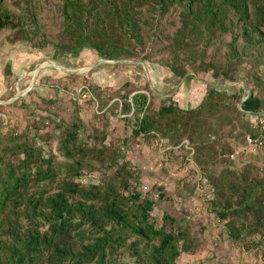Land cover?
<instances>
[{
  "label": "trees",
  "instance_id": "obj_1",
  "mask_svg": "<svg viewBox=\"0 0 264 264\" xmlns=\"http://www.w3.org/2000/svg\"><path fill=\"white\" fill-rule=\"evenodd\" d=\"M13 4L14 13L0 0V33L12 32L14 44L52 48L54 54L76 58L89 51L108 61L142 55L146 62L168 66L171 84L183 79L188 86L189 71L231 84L244 73L252 91L242 105L251 112L249 118L237 107L243 99L240 86L236 92L197 86L198 95L187 90L178 97L196 100L190 111L172 102L149 112L146 94L131 102L125 96L122 112L133 111V137L150 142L160 136L173 148L182 147L184 160L192 155L213 195L206 212L223 224L232 242L264 240V168L249 164L237 171L234 162L245 165L247 159L243 154L230 159L240 143L246 148V136L256 137L252 126L264 117V0ZM237 118L244 130L237 136H242L239 144L231 136ZM79 132L77 125L67 128L56 152L45 153L37 145L45 138H29L0 118V264H128L127 259L133 264H180L183 255L203 251L206 228L201 218L185 223L173 214L154 216L156 203L150 195L132 192L139 174L119 163L121 150L110 149L97 132L92 145L82 144ZM159 192L162 199L164 186Z\"/></svg>",
  "mask_w": 264,
  "mask_h": 264
},
{
  "label": "rangeland",
  "instance_id": "obj_2",
  "mask_svg": "<svg viewBox=\"0 0 264 264\" xmlns=\"http://www.w3.org/2000/svg\"><path fill=\"white\" fill-rule=\"evenodd\" d=\"M5 7L13 13L16 10L13 0H5ZM13 36L10 31L0 33V46L9 48L3 52L5 62L13 64V68L16 65L14 70H9L10 76L7 70L1 75V83L7 89L0 97V118L9 119L12 129L25 130L29 138L48 140V143L37 141L39 147L45 148V153H55L60 137L73 125L80 128L82 144L92 145L91 137L97 133L101 138L106 137L110 149L121 150L123 158L119 163L126 162L138 172V182L132 192L142 197L150 195L156 203L154 216L173 214L180 220L184 218L185 223L198 218L203 220L206 228L203 251L195 256L183 255L180 264H264V240L248 245L232 242L223 224L215 222L206 212V201L213 195L207 180L193 163L192 155L188 161L184 160L183 148H173L170 141L160 136L150 142L133 137L136 128L133 111L122 112L125 96L131 102L133 96L146 94L149 112L172 102L187 111L196 106V100L189 95L185 99L178 98L176 89L182 81L170 83L168 66L146 62L142 55L119 61L103 60L89 51L80 58L62 56L54 54L52 48L40 50L23 42L11 43ZM188 76L192 79L188 85L193 95H198L197 86L203 85L234 89L232 92L243 87V99L237 107L249 118L251 112L245 111L242 105L252 97V91L247 88L244 73L239 74L236 84L215 80L211 74L195 76L189 71L185 79ZM238 118L233 121L235 130L231 136L232 142L239 144L242 136H237L244 130ZM184 143L193 152V146H189L188 141ZM236 150L247 159L245 165L234 162L237 171L249 164L264 168V147L248 151L240 143ZM94 178L95 174L89 175L91 182ZM159 186H164L162 199H159ZM126 263L133 264L128 259Z\"/></svg>",
  "mask_w": 264,
  "mask_h": 264
},
{
  "label": "built area",
  "instance_id": "obj_3",
  "mask_svg": "<svg viewBox=\"0 0 264 264\" xmlns=\"http://www.w3.org/2000/svg\"><path fill=\"white\" fill-rule=\"evenodd\" d=\"M252 129L254 133L256 134V137H252L251 135L246 136L245 150H255V148L263 147L264 145V117H261L259 120H257L253 124ZM239 154H240V151L234 152L230 156V159L235 160Z\"/></svg>",
  "mask_w": 264,
  "mask_h": 264
},
{
  "label": "crops",
  "instance_id": "obj_4",
  "mask_svg": "<svg viewBox=\"0 0 264 264\" xmlns=\"http://www.w3.org/2000/svg\"><path fill=\"white\" fill-rule=\"evenodd\" d=\"M6 49H9L8 48V45H6L5 48H3V46H0V97L2 95H4V93H5L4 90L7 89L1 83L2 82V79H3V77L1 75H2V73H4L3 70H7V71H9L11 69L14 70V68L16 66L15 65L14 68H13V64H11V63L7 64V62H5L6 56L4 55L3 52L6 51ZM188 83H190V80L188 81ZM186 84H187V82H185V80H182V82H180V87H178L176 89L177 95H182L181 93L184 94L185 91L190 90V87L188 88L189 85L187 86ZM186 86H187V88H185ZM186 95H188V94H186Z\"/></svg>",
  "mask_w": 264,
  "mask_h": 264
}]
</instances>
